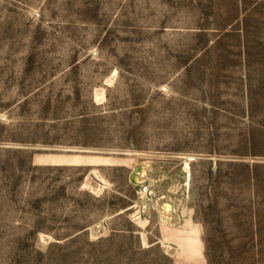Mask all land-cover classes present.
<instances>
[{
    "label": "rangeland",
    "instance_id": "obj_1",
    "mask_svg": "<svg viewBox=\"0 0 264 264\" xmlns=\"http://www.w3.org/2000/svg\"><path fill=\"white\" fill-rule=\"evenodd\" d=\"M0 264H264V0H0Z\"/></svg>",
    "mask_w": 264,
    "mask_h": 264
},
{
    "label": "built area",
    "instance_id": "obj_2",
    "mask_svg": "<svg viewBox=\"0 0 264 264\" xmlns=\"http://www.w3.org/2000/svg\"><path fill=\"white\" fill-rule=\"evenodd\" d=\"M155 181L154 178L147 175V177L136 182V185L138 186V195L140 198L145 199L147 197H151V195L155 193L157 189L155 186Z\"/></svg>",
    "mask_w": 264,
    "mask_h": 264
},
{
    "label": "bare ground",
    "instance_id": "obj_3",
    "mask_svg": "<svg viewBox=\"0 0 264 264\" xmlns=\"http://www.w3.org/2000/svg\"><path fill=\"white\" fill-rule=\"evenodd\" d=\"M156 174H157V172H153V173H152V171H150V172L147 173V174H140V175H139V179H138V178H137V179H138V180H141V179L147 177V175H148V176H152V177L154 178V181L156 180V181H155V182H156L155 186H158V185L160 184L159 182H160V180H161V179H160L161 177H159V176H155ZM165 224H166V223H165Z\"/></svg>",
    "mask_w": 264,
    "mask_h": 264
}]
</instances>
